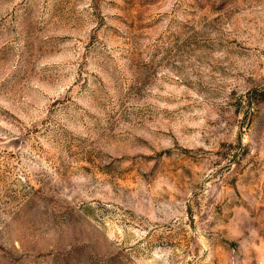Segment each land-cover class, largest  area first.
Listing matches in <instances>:
<instances>
[{"label": "rangeland", "instance_id": "rangeland-1", "mask_svg": "<svg viewBox=\"0 0 264 264\" xmlns=\"http://www.w3.org/2000/svg\"><path fill=\"white\" fill-rule=\"evenodd\" d=\"M0 264H264V0H0Z\"/></svg>", "mask_w": 264, "mask_h": 264}]
</instances>
